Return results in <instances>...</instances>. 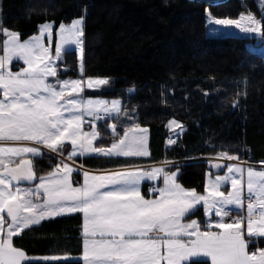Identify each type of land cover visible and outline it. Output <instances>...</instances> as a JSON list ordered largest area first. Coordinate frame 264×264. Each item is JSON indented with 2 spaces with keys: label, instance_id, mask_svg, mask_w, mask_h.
Returning a JSON list of instances; mask_svg holds the SVG:
<instances>
[{
  "label": "snow or ice",
  "instance_id": "6c2138e0",
  "mask_svg": "<svg viewBox=\"0 0 264 264\" xmlns=\"http://www.w3.org/2000/svg\"><path fill=\"white\" fill-rule=\"evenodd\" d=\"M32 11L29 8V17ZM83 23V19L61 23L54 50L52 23L41 24L39 35L24 41L17 31L0 27V36L6 37L0 40V264H77L78 260L82 264H264V170L246 165L238 155L218 153L219 159L238 163L228 165L226 175L216 174L214 179L210 175L206 194L183 187L175 170L165 171L167 160L160 167L147 168L128 162L127 167L96 174L60 160L65 142L71 145L69 160L150 155L148 129L139 122L126 123L122 133L111 124L110 146L94 145L100 136L96 122L118 119L121 101L84 95L86 90L110 88V79L84 76ZM209 23L224 26L225 34L238 29L248 39L264 42V14L258 19L249 12ZM72 50L79 52L80 78L60 79L56 62ZM86 123L88 131L83 127ZM168 126L183 131L176 120ZM34 159L37 164L41 159L60 162L38 177ZM74 171L78 176L82 172V182L73 180ZM161 177L163 186L150 185L154 198H146L141 185ZM201 205L208 218L198 221L193 217ZM74 213H81L83 219L79 258L30 256L14 245V237L25 229Z\"/></svg>",
  "mask_w": 264,
  "mask_h": 264
},
{
  "label": "trees",
  "instance_id": "16d2710c",
  "mask_svg": "<svg viewBox=\"0 0 264 264\" xmlns=\"http://www.w3.org/2000/svg\"><path fill=\"white\" fill-rule=\"evenodd\" d=\"M261 1L0 0V27L17 31L24 41L43 23L58 28L83 19L84 76L109 78L110 88L94 95L121 101L118 119L98 122L97 145L111 144V124L122 133L126 123L139 122L148 129V162L180 163L170 169L179 171L178 182L204 194L206 176L223 174L227 165L219 163L224 167L217 169V163L193 160L227 151L241 161L250 156L264 162V56L249 49L253 41L247 37L207 34L209 17L237 19L250 12L261 18ZM60 65L66 70L59 75L80 76L74 50ZM132 87L135 92L129 93ZM171 120L183 131L168 153L164 140ZM77 163L95 170L121 166L123 161L88 158ZM55 164L57 160L41 159L37 164L34 159L37 176L54 170ZM75 176L77 172L73 180ZM193 218L203 219V209ZM82 224L80 214L44 220L14 237V245L30 256H81Z\"/></svg>",
  "mask_w": 264,
  "mask_h": 264
},
{
  "label": "crops",
  "instance_id": "0c3cea01",
  "mask_svg": "<svg viewBox=\"0 0 264 264\" xmlns=\"http://www.w3.org/2000/svg\"><path fill=\"white\" fill-rule=\"evenodd\" d=\"M262 11H264V10H262ZM14 63H17L16 61L14 62ZM21 64V63H20ZM22 65V64H21ZM58 78H60V79H76L75 77H64V74H62V75H58ZM53 79H55V78H50L49 80H53ZM94 92L95 91H91V90H86L85 91V93H84V95L86 96V97H89V96H92L93 94H94ZM109 118H111V117H109ZM113 119V118H112ZM84 130L85 131H88L89 130V125L86 123L84 126ZM109 129H110V132H111V127L109 126ZM96 130L99 132V130H98V123L96 122ZM112 133V132H111ZM99 139V138H98ZM98 139L96 140V141H94V145H97V141H98ZM110 146V145H109ZM108 146V147H109ZM147 147H148V151H149V153H150V155L149 156H145V157H112V158H109V157H103V156H99V157H97V156H95V155H93V156H83V157H80V156H77V157H74L73 159L77 162L78 160L79 161H83V160H85V159H88V158H94V159H107V160H122L123 161V164H121V166H115V167H112V168H107V169H119V168H121V167H127L128 166V162H134V163H136V164H138V165H140V166H142V167H145V168H147V167H151V166H155V167H160V164H154V163H150V162H148L149 160H150V158H151V151H150V147H149V134H148V141H147ZM71 150V145H70V143H68V142H65V144H64V152L65 151H67V154H68V152ZM67 157V156H66ZM165 168V167H164ZM171 168H165V171H173V170H170ZM85 170H88V169H85ZM104 169H95V170H89L92 174H96L98 171H103ZM178 174H177V181H178V176H179V171L178 170H175ZM75 177H77V178H79L80 180H81V182H82V173H81V175L80 176H75ZM76 178V179H77ZM76 179H74V181L76 180ZM34 183V182H33ZM28 183L27 182H22V186H24V187H27V186H25V185H27ZM152 184H155V185H157V186H163L162 185V177L160 178V179H158L157 181H145L142 185H141V190H142V192L143 193H145L146 194V198H154V196L151 194V193H149V191H148V189H149V186L150 185H152ZM204 194H206V193H204ZM200 208H202L203 209V206L201 205V206H198V209H200ZM74 214H80L81 216H82V214L81 213H74ZM203 214H204V218L203 219H201V220H204V219H207V217H206V215H205V211L203 210ZM68 215H73V214H68ZM218 219V218H217ZM46 220H49V219H46ZM83 220V219H82ZM201 220H199V221H201ZM44 221V220H43ZM42 222V221H41ZM33 226H36V225H33ZM32 227V226H31ZM82 256V255H81Z\"/></svg>",
  "mask_w": 264,
  "mask_h": 264
},
{
  "label": "rangeland",
  "instance_id": "374dc122",
  "mask_svg": "<svg viewBox=\"0 0 264 264\" xmlns=\"http://www.w3.org/2000/svg\"><path fill=\"white\" fill-rule=\"evenodd\" d=\"M261 3V5H260V8L262 9V10H264V1H261L260 2ZM262 14H264V11H262ZM210 20H214V19H212L211 17H209L208 18V31H207V34H208V36L209 37H211V38H223V37H226V36H229V35H233V36H241V37H247V34H243V33H241L238 29H232V34H225V32H224V26H219V25H213V24H210L209 23V21ZM84 21V20H83ZM72 23V22H71ZM71 23H69V24H71ZM69 24H65V25H69ZM53 25V37H52V48H53V50H54V48H55V46H56V44H57V42H58V35H57V33H58V28H55V26H54V24H52ZM83 27H84V23H83ZM213 28H215L217 31L215 32V33H213V32H211L210 31V29H213ZM35 35H39V32L37 33V34H35ZM34 36V35H33ZM248 38V37H247ZM83 40H84V37H83ZM253 42L249 45V49L250 50H252V51H254V52H256V53H259V54H261L262 56H264V44H260V43H258V40L259 39H251ZM45 43H47V40H45ZM72 49H75V46H70ZM75 52H76V54H77V60H78V74L80 75V72H79V52H78V50H74ZM62 61V60H61ZM61 61H57L56 63H57V65L58 66H61V68H63L64 69V67H62V65H60V62ZM15 62V61H14ZM13 62V63H14ZM19 63H21L22 64V61L21 62H19ZM16 64V63H15ZM51 78V77H50ZM49 78V79H50ZM77 78H80V77H77ZM92 91V90H91ZM102 91V89L100 90V91H95L94 93H99V92H101ZM89 98H93V99H104V100H107V99H105V98H103L102 96H95L94 94L92 95V96H89ZM170 128V127H169ZM172 129H175V130H178L179 131V128H172ZM43 151H45V150H43ZM212 159H219L218 157H214V158H212ZM73 161H74V163L75 164H78L74 159H73ZM193 161H197V160H193ZM57 163H59V160H57ZM230 164H234V163H228L227 164V166L228 165H230ZM79 165V164H78ZM227 166H226V168H227ZM167 168H171V167H167ZM76 169H78V168H76ZM255 170H257V171H260V170H264V169H255ZM75 172V171H74ZM73 172V173H74ZM82 173V172H81ZM80 173V174H81ZM227 174V172H226V169H225V172L223 173V174H220V175H226ZM209 177H210V174L209 175H207L206 176V185H205V189H206V187H207V183H208V180H209ZM211 178L212 179H214L215 178V176H212L211 175ZM225 188L226 189H228V190H230V185H225ZM205 215H206V217H207V213L205 212ZM214 215V214H213ZM65 216V215H64ZM58 217H60V216H58ZM56 218V217H55ZM208 218V217H207ZM202 221V220H201ZM73 257H77V258H79L80 256H73ZM78 261H80L81 263H82V260H78ZM31 263H55V262H44V261H33V262H31Z\"/></svg>",
  "mask_w": 264,
  "mask_h": 264
},
{
  "label": "built area",
  "instance_id": "2783aa9c",
  "mask_svg": "<svg viewBox=\"0 0 264 264\" xmlns=\"http://www.w3.org/2000/svg\"><path fill=\"white\" fill-rule=\"evenodd\" d=\"M60 71H61V68H60V66H58V73ZM107 118L108 117H106L105 119H107ZM170 139L174 140L175 143H169ZM178 141H179V132L174 130V129H171L168 132V134L166 135L165 140H164V149H165V151L171 152L174 149V147H175V145L177 144ZM53 155H55V154H53ZM60 160H63V162L69 164V166H72L74 168H78L79 169V167L76 166L72 162V160H69V159L64 158V157H60ZM60 160H59V162H60ZM205 160L210 161L211 159H205ZM244 162L246 163V165H251L254 168H264V163L263 162H255V161H253L252 157H250V156H248ZM227 219L231 220L232 217L230 216ZM245 227H246V223H245Z\"/></svg>",
  "mask_w": 264,
  "mask_h": 264
},
{
  "label": "water",
  "instance_id": "95a60500",
  "mask_svg": "<svg viewBox=\"0 0 264 264\" xmlns=\"http://www.w3.org/2000/svg\"><path fill=\"white\" fill-rule=\"evenodd\" d=\"M203 1L211 2V1H221V0H203ZM258 43L263 44L264 42H262L261 40H258Z\"/></svg>",
  "mask_w": 264,
  "mask_h": 264
}]
</instances>
